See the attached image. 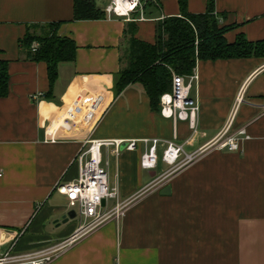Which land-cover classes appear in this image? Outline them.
<instances>
[{"label":"crops","instance_id":"0c3cea01","mask_svg":"<svg viewBox=\"0 0 264 264\" xmlns=\"http://www.w3.org/2000/svg\"><path fill=\"white\" fill-rule=\"evenodd\" d=\"M99 1L104 10L109 0ZM213 1L219 25L235 26L225 34L228 43L240 34L264 40V0ZM206 3L187 0L186 10L203 14ZM73 6L74 0H0V60L9 77L0 99V253L33 252L75 232V218L60 221L71 209L57 187L76 180L75 158L86 142L157 138L190 153L230 125V134L247 136L239 151H209L159 189H145L155 176L140 167L141 145L108 156L110 185L132 203L118 221L82 236L50 264H264V59L196 62L193 132L153 112L141 85L118 96L112 91L130 27L136 39L154 43L158 22L179 15L178 1L146 0L143 19L133 13V25L115 16L72 21ZM59 23L57 34L74 41L75 58L59 64L47 98L46 65L30 60L19 41L29 26ZM166 186L170 194L160 195Z\"/></svg>","mask_w":264,"mask_h":264},{"label":"built area","instance_id":"2783aa9c","mask_svg":"<svg viewBox=\"0 0 264 264\" xmlns=\"http://www.w3.org/2000/svg\"><path fill=\"white\" fill-rule=\"evenodd\" d=\"M146 0H109L104 8L107 17L124 18L133 21L132 14L139 12L142 20L143 3ZM38 48L34 42L31 49ZM198 74L193 69L187 76L172 73L171 89L159 99V114L169 119L174 126L178 122L187 123L191 131L197 127L199 104L191 97L192 86L197 82ZM41 94L32 96L36 99ZM238 103L243 101L238 98ZM69 120L74 119L70 112ZM243 130L230 134V125L218 132L211 140L193 152H186L175 140L153 139H115L91 140L84 144L75 158L77 178L68 184L57 187L58 193L65 195L70 209L78 219L75 232L67 239L39 250L18 254L12 249L0 253V264H50L60 252L65 250L82 236L95 230L107 221L122 218L133 198L121 199L117 185L108 181V156H119L122 151H135L141 145L140 167L144 171L154 172V179L145 189H159L164 182L199 160L205 153L217 150L237 152L240 142L246 139ZM175 139V134H174ZM104 150V155L102 153ZM165 167V169H164ZM112 202L110 206L109 202Z\"/></svg>","mask_w":264,"mask_h":264},{"label":"trees","instance_id":"16d2710c","mask_svg":"<svg viewBox=\"0 0 264 264\" xmlns=\"http://www.w3.org/2000/svg\"><path fill=\"white\" fill-rule=\"evenodd\" d=\"M160 4L162 0H153ZM179 15L158 22L154 43L134 37V28L129 30L127 49L123 54L124 66L113 76L112 91L120 95L129 85L142 86L153 112H159V99L171 89L172 73L190 75L197 61H217L244 58L264 59V40L248 42L237 35L228 43L225 34L235 26H220L214 9V1L207 0L203 14H189L187 0H177ZM106 18L103 9L95 0H74L72 21L101 20ZM133 25V22L128 24ZM61 24L29 26L19 41L27 57L46 65L49 90L45 97L51 98L53 86L58 78V66L72 62L76 45L69 37L58 36ZM38 48L31 49L32 43ZM9 77L7 64L0 60V99L8 94Z\"/></svg>","mask_w":264,"mask_h":264},{"label":"water","instance_id":"95a60500","mask_svg":"<svg viewBox=\"0 0 264 264\" xmlns=\"http://www.w3.org/2000/svg\"><path fill=\"white\" fill-rule=\"evenodd\" d=\"M170 194V186H166V187H164V188H162L161 190H160V195H162V196H168ZM75 218V213H74V211H70V212H68L66 215H64V216H62L61 218H60V221L61 222H63V223H65V222H67L69 219H74ZM57 224H59V222L57 221L56 222Z\"/></svg>","mask_w":264,"mask_h":264},{"label":"rangeland","instance_id":"374dc122","mask_svg":"<svg viewBox=\"0 0 264 264\" xmlns=\"http://www.w3.org/2000/svg\"><path fill=\"white\" fill-rule=\"evenodd\" d=\"M96 2H97V4L99 5V6H102V3H100V1L98 0H96ZM102 153H103V155H104V150L102 149ZM164 169H165V167H164ZM183 171V170H182ZM176 174H174L173 176H175ZM145 176H148V174H147V171L145 172ZM172 176H170L169 178H171ZM170 180V179H169ZM169 180H167L166 182H164V184H166V183H168V181ZM110 203V206L112 205V202L110 201L109 202ZM71 210H73V209H71ZM73 221H75L76 223H78V219L77 218H75Z\"/></svg>","mask_w":264,"mask_h":264}]
</instances>
